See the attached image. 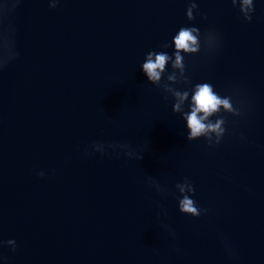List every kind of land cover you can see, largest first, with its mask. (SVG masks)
Masks as SVG:
<instances>
[{"label": "water", "instance_id": "1", "mask_svg": "<svg viewBox=\"0 0 264 264\" xmlns=\"http://www.w3.org/2000/svg\"><path fill=\"white\" fill-rule=\"evenodd\" d=\"M196 2L189 22L188 0H0V240L17 245L0 246V264H264V0L250 23L230 0ZM182 26L202 47L178 87L211 83L242 112L221 113L211 148L186 139L141 70ZM185 178L199 217L178 210Z\"/></svg>", "mask_w": 264, "mask_h": 264}, {"label": "clouds", "instance_id": "2", "mask_svg": "<svg viewBox=\"0 0 264 264\" xmlns=\"http://www.w3.org/2000/svg\"><path fill=\"white\" fill-rule=\"evenodd\" d=\"M18 3L19 0H16ZM59 0H48L50 9L57 7ZM232 6L237 8L240 17L246 23H250L255 12L254 0H230ZM197 15H200L196 0H188V6L185 9L186 19L191 22ZM206 19V17H202ZM218 43V37L215 32H208L203 38V44L206 48H214ZM173 47L171 55L166 51H149L141 64V70L147 78V81L155 86L164 94V98L169 96L173 100L172 112L180 114V118L186 122L188 141L204 138L208 147L219 145L226 133V118L221 113H227L232 116H241L239 107L233 103L231 96H221L218 94L211 83L203 82L193 85L190 89L179 85L187 86L190 84L189 77L185 74L187 67L184 57L194 55L201 51L202 39L200 29L195 26H182L171 40V44L164 42L160 45L162 49ZM171 71H168V67ZM2 66V65H0ZM168 73L165 77V73ZM187 104V111L185 106ZM212 117H217L215 120ZM91 151L104 153L106 148L113 150L120 149L124 156L129 159L142 160L143 154L138 153L128 144L119 142L103 143L94 141L90 145ZM87 151V150H86ZM38 177H44V171H36ZM147 184L153 187L158 193H164L166 189L153 180L151 176L146 177ZM175 189L179 193L178 210L184 215L199 217L206 209H201L196 201L191 198L195 194L193 183L185 178L182 182L175 184ZM170 234L174 232L170 226H164ZM7 245L12 252L16 250V241L9 239L0 240V246ZM5 259L0 256V260Z\"/></svg>", "mask_w": 264, "mask_h": 264}]
</instances>
